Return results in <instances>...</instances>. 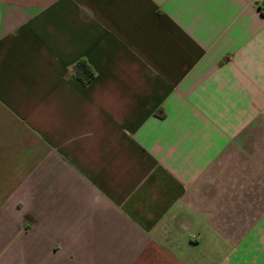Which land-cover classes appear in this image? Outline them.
Returning <instances> with one entry per match:
<instances>
[{"label": "crops", "instance_id": "0c3cea01", "mask_svg": "<svg viewBox=\"0 0 264 264\" xmlns=\"http://www.w3.org/2000/svg\"><path fill=\"white\" fill-rule=\"evenodd\" d=\"M259 234L264 0H0V264H264Z\"/></svg>", "mask_w": 264, "mask_h": 264}, {"label": "trees", "instance_id": "16d2710c", "mask_svg": "<svg viewBox=\"0 0 264 264\" xmlns=\"http://www.w3.org/2000/svg\"><path fill=\"white\" fill-rule=\"evenodd\" d=\"M71 75L83 86H87L95 77L93 69L84 61H79L70 70Z\"/></svg>", "mask_w": 264, "mask_h": 264}, {"label": "rangeland", "instance_id": "374dc122", "mask_svg": "<svg viewBox=\"0 0 264 264\" xmlns=\"http://www.w3.org/2000/svg\"><path fill=\"white\" fill-rule=\"evenodd\" d=\"M247 245L255 250V258L261 261L264 257V235L259 234L256 237L251 238Z\"/></svg>", "mask_w": 264, "mask_h": 264}]
</instances>
